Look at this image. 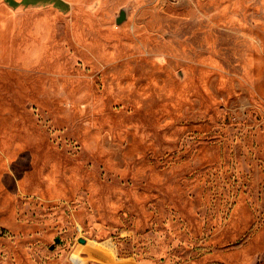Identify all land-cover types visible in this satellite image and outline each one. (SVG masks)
<instances>
[{
    "label": "rangeland",
    "instance_id": "1",
    "mask_svg": "<svg viewBox=\"0 0 264 264\" xmlns=\"http://www.w3.org/2000/svg\"><path fill=\"white\" fill-rule=\"evenodd\" d=\"M6 1L0 264H264V0Z\"/></svg>",
    "mask_w": 264,
    "mask_h": 264
},
{
    "label": "crops",
    "instance_id": "2",
    "mask_svg": "<svg viewBox=\"0 0 264 264\" xmlns=\"http://www.w3.org/2000/svg\"><path fill=\"white\" fill-rule=\"evenodd\" d=\"M13 2H20L22 0H11ZM10 8V3L6 0H0V52L5 47H7V43L9 42V28L8 22L6 24L3 22L4 11ZM2 24V25H1Z\"/></svg>",
    "mask_w": 264,
    "mask_h": 264
},
{
    "label": "bare ground",
    "instance_id": "3",
    "mask_svg": "<svg viewBox=\"0 0 264 264\" xmlns=\"http://www.w3.org/2000/svg\"><path fill=\"white\" fill-rule=\"evenodd\" d=\"M108 248L109 250H111V252H115L114 248H113V245L110 241H102L100 242L97 246L94 245V248ZM113 263L114 264H131V262H125V261H114L113 260Z\"/></svg>",
    "mask_w": 264,
    "mask_h": 264
},
{
    "label": "water",
    "instance_id": "4",
    "mask_svg": "<svg viewBox=\"0 0 264 264\" xmlns=\"http://www.w3.org/2000/svg\"><path fill=\"white\" fill-rule=\"evenodd\" d=\"M124 18H125V12H124V10L122 9V10L120 11L119 16H118L117 19H116V22L119 23V22H121Z\"/></svg>",
    "mask_w": 264,
    "mask_h": 264
},
{
    "label": "trees",
    "instance_id": "5",
    "mask_svg": "<svg viewBox=\"0 0 264 264\" xmlns=\"http://www.w3.org/2000/svg\"><path fill=\"white\" fill-rule=\"evenodd\" d=\"M39 1H52L53 3H57L58 2L57 0H32L30 2V4L33 5V4H35V3L39 2ZM26 2H29V1L26 0Z\"/></svg>",
    "mask_w": 264,
    "mask_h": 264
}]
</instances>
